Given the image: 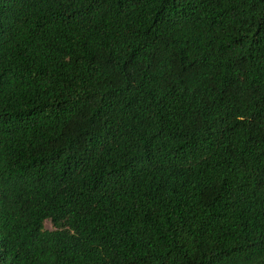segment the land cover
Listing matches in <instances>:
<instances>
[{
  "label": "trees",
  "instance_id": "obj_1",
  "mask_svg": "<svg viewBox=\"0 0 264 264\" xmlns=\"http://www.w3.org/2000/svg\"><path fill=\"white\" fill-rule=\"evenodd\" d=\"M0 264H264V0H0Z\"/></svg>",
  "mask_w": 264,
  "mask_h": 264
},
{
  "label": "rangeland",
  "instance_id": "obj_2",
  "mask_svg": "<svg viewBox=\"0 0 264 264\" xmlns=\"http://www.w3.org/2000/svg\"><path fill=\"white\" fill-rule=\"evenodd\" d=\"M45 225H46L47 228H51V229L54 227L50 220H47Z\"/></svg>",
  "mask_w": 264,
  "mask_h": 264
}]
</instances>
